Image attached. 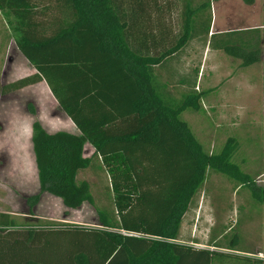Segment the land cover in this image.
Here are the masks:
<instances>
[{
    "label": "trees",
    "instance_id": "1",
    "mask_svg": "<svg viewBox=\"0 0 264 264\" xmlns=\"http://www.w3.org/2000/svg\"><path fill=\"white\" fill-rule=\"evenodd\" d=\"M170 1L175 2L168 0L164 9L160 0H0V9L14 17L17 47L36 69L3 85L1 94L46 81L81 130L49 132L39 120L32 123L40 192L30 197L31 208L43 193L68 209L94 205L90 183L78 175L98 157L110 178L116 214L98 210V226L88 227L41 220L20 226L0 213V264H264L237 249V237L219 243L225 232L207 247L181 241L183 220L209 169L241 184L253 181L233 161L235 138L219 153H208L181 118L187 109L200 111V94L190 92L179 105H170L153 73V66L194 38L249 66L261 59V30L250 31L256 37L245 51L231 40L219 45L216 35L210 36V0H181L178 30L168 19ZM152 47L160 53H148ZM73 86L78 95L101 98L118 112L114 120L119 116L133 129L114 126L117 133H110L104 126L111 120L105 119L101 131L90 132L66 105L64 95ZM30 110L35 114L33 106ZM87 143L94 147L93 157L85 156Z\"/></svg>",
    "mask_w": 264,
    "mask_h": 264
},
{
    "label": "rangeland",
    "instance_id": "2",
    "mask_svg": "<svg viewBox=\"0 0 264 264\" xmlns=\"http://www.w3.org/2000/svg\"><path fill=\"white\" fill-rule=\"evenodd\" d=\"M160 1L166 9L168 0ZM181 8V5L176 9L172 6L174 12L171 21L176 30L180 28ZM2 22L1 19L0 25ZM13 40L9 39V50L12 47L11 50L15 49V53H18ZM7 41L6 37L1 41L0 68L2 64H9L8 56L2 55ZM11 50V57L18 60ZM250 72L253 84L250 87L244 84L235 91L236 86L230 84L217 93L221 100L227 99L235 106H246L245 111L226 114L217 111L209 117L187 109L181 114L208 153H219L230 138H235L239 147L233 155V161L252 178L253 183L241 184L227 174L209 169L205 183L183 220L180 239L197 247H207L225 232L227 235L219 243L225 245L227 240L237 237V249L245 251V254L251 253L247 255L264 262V64L260 70L256 67ZM5 84L6 79L0 75V213H8L20 226L28 222L37 224L41 220L94 227L99 223L98 210H105L115 217L110 178L98 157L78 175L79 180L90 183L94 205L84 203L78 209H68L61 199L43 193L38 204L31 208L30 197L40 192L35 157L29 140L31 125L39 120L43 125H48L46 129L49 132L61 130L63 125L60 119L55 118V113H47L46 107L42 109L39 87L1 94V87ZM166 88L169 89L168 85ZM165 101L175 106L182 100ZM30 106L34 107L35 114ZM200 115L205 120L206 129ZM93 153L94 147L87 143L85 156L93 157ZM256 193L262 201L255 196Z\"/></svg>",
    "mask_w": 264,
    "mask_h": 264
},
{
    "label": "crops",
    "instance_id": "3",
    "mask_svg": "<svg viewBox=\"0 0 264 264\" xmlns=\"http://www.w3.org/2000/svg\"><path fill=\"white\" fill-rule=\"evenodd\" d=\"M214 1L211 0L212 25L210 36L212 34L216 35L217 44H227L231 40V44H236L239 49L245 51V48L248 46L246 42L250 40L253 43L256 37L255 33L250 31L257 28L261 30L258 36L264 40V0H255L253 4H246L243 0H216L215 4ZM182 4L183 1L179 0L176 2L175 0L172 5L176 9L179 5L182 6ZM174 9L168 12V19L171 16L170 13L174 12ZM0 12V20L2 19L3 21V24L0 25V46L2 39L4 37L8 38L5 53L2 55L3 57L4 55L8 56L9 61H7L9 64H2L0 75L4 76L6 84H8L35 73L36 69L29 63L16 45L14 17L9 16L5 11L0 10ZM181 12L182 8L180 9ZM10 38L14 39L13 42L18 52L15 53V49L11 50L12 47H10L11 53H14L18 57V60L11 57L8 47ZM159 50L160 48L152 47L148 53H160ZM263 64L264 45L260 61L249 66H244L240 58L228 55L221 48H210L209 41L206 43L203 39L194 38L168 56L160 64L153 66L154 83L159 94L169 102L183 101L186 94L190 92L199 93L201 104L199 112L209 117L217 113V111L221 114L230 113L231 111H245L246 106H235L227 99L221 100L217 93L222 91L223 87L230 84L236 86L235 91L237 89L240 90L244 84L250 87L253 85L250 70H255L256 67L260 70ZM167 85L169 89H165ZM31 87L40 88L41 99L39 103L42 105V109L46 107L47 113L53 112L55 113V118L60 119V122H62L60 124L63 125L61 130L75 134L81 133V130L52 94L46 81H41L25 88ZM72 88L69 90L70 92H66L67 94L64 95L66 105L69 109L75 111L76 116L82 123H88L90 132L101 131L99 127H103L101 123L105 119L107 121L111 120L104 126L105 129L110 128V133H117L112 129L114 126L123 128L124 131L133 129L131 125H129V128L127 121H123L119 116V119L114 120L116 117L114 115H118V112L105 103V101L103 102L101 98L97 100L89 98V96L78 95L73 91L76 90L75 86ZM81 90H85L84 87H81ZM102 104H105L106 107H103ZM201 119L204 129H206L203 116H201ZM43 126L48 128V125H45V123ZM134 129L136 130V123H134ZM29 132L31 143V128Z\"/></svg>",
    "mask_w": 264,
    "mask_h": 264
}]
</instances>
